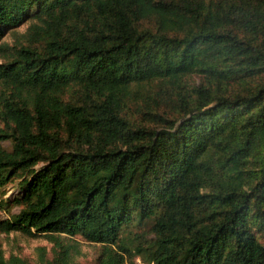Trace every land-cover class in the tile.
<instances>
[{
  "label": "trees",
  "instance_id": "trees-1",
  "mask_svg": "<svg viewBox=\"0 0 264 264\" xmlns=\"http://www.w3.org/2000/svg\"><path fill=\"white\" fill-rule=\"evenodd\" d=\"M29 13L0 61V188L23 175L0 231L48 234L61 264V233L96 264H264V0H0V38ZM150 80L172 105L131 118Z\"/></svg>",
  "mask_w": 264,
  "mask_h": 264
},
{
  "label": "rangeland",
  "instance_id": "rangeland-1",
  "mask_svg": "<svg viewBox=\"0 0 264 264\" xmlns=\"http://www.w3.org/2000/svg\"><path fill=\"white\" fill-rule=\"evenodd\" d=\"M35 21H37L35 16H30L29 13L21 19L18 25L10 27L5 31L0 38V61H4L7 56L9 57L8 54L11 53L14 48L19 47L23 43L28 44L29 31L27 32V30L29 25ZM141 26L148 28L152 27L153 21L145 20L142 22ZM198 80H203V77L197 72H193L182 79L183 83L186 84L188 88L192 87V84L196 83ZM131 87L137 91V93L131 97L125 111L131 118L135 115L140 118V110L138 109L140 105L151 104L155 106V102L158 100L160 101V109H167L172 105L171 100L174 98V91L170 90L167 93L158 92L160 90L157 80L144 81L140 84H131ZM3 126V121L0 119V128ZM2 144L7 148L10 147V141L8 139L3 140ZM22 178V174L14 176L2 186L0 188V190H2L0 192V198L11 203L15 197H18L21 192L20 181ZM19 207V205L12 203L6 206L0 201V218L9 216L12 212H17ZM144 226L143 229H146L148 224ZM131 228L138 229V227L134 225L131 226ZM59 238L63 243L67 244L70 249L72 262L74 264L97 263L101 243L89 241L78 234L68 235L61 233ZM0 249L5 258L10 254H16L25 258L29 264H61L57 263L54 259L55 244L48 234L37 233L35 235H30L21 230L0 231ZM133 262L136 264H145L138 254L133 256Z\"/></svg>",
  "mask_w": 264,
  "mask_h": 264
}]
</instances>
